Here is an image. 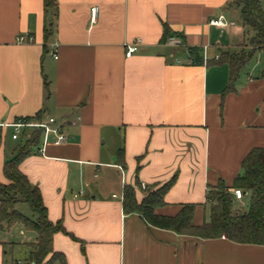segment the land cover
I'll return each mask as SVG.
<instances>
[{
    "label": "crops",
    "instance_id": "1",
    "mask_svg": "<svg viewBox=\"0 0 264 264\" xmlns=\"http://www.w3.org/2000/svg\"><path fill=\"white\" fill-rule=\"evenodd\" d=\"M233 1L57 0L45 15L42 0H0V182L21 141L6 124L60 115L66 141L43 155L33 149L19 168L48 218L77 239L53 237L66 264H264V245L181 234L122 209L124 185L137 179L139 202L173 178L154 212L173 216L192 204L200 225L209 219L207 190L220 179L230 186L246 154L264 148V64L248 61L222 95L229 67L213 62L250 37ZM218 15L233 24L209 25ZM163 24L173 35L165 42ZM133 42L138 50L126 57ZM30 242L0 237V264L19 260L12 253L22 245L28 254Z\"/></svg>",
    "mask_w": 264,
    "mask_h": 264
},
{
    "label": "trees",
    "instance_id": "2",
    "mask_svg": "<svg viewBox=\"0 0 264 264\" xmlns=\"http://www.w3.org/2000/svg\"><path fill=\"white\" fill-rule=\"evenodd\" d=\"M240 8V18L244 27L252 31L249 37L251 48L239 55L222 52L215 64L226 63L229 67L228 83L222 95L234 91L235 82L240 70L252 58L257 50H264V12L260 0H234ZM43 10L47 15L56 11L57 0H42ZM51 22L44 28V41L50 34ZM50 31V32H49ZM173 35L166 24H163L161 42ZM193 50V48H190ZM45 51V50H44ZM198 61H201L199 59ZM264 75V71L262 73ZM27 121H39L36 117H25ZM40 139V129H33L30 136L21 138L11 157L3 163L2 174L5 183L0 182V230L9 229L19 223L27 231H32L35 238L28 244L27 263L32 264H66L64 254L54 249L53 237L62 233L77 240L63 226L60 219L51 221L47 215L41 193L36 185H32L20 170V163L31 154ZM117 163L124 164L123 149L116 153ZM173 178L148 190L137 202L134 195L135 184L124 185L122 190V209L124 213H138L148 224L167 228L175 232L202 238L225 236L237 243L264 245V148H252L241 161V172L236 175L230 186L220 179L207 190L206 203L209 205V219L200 225L192 222L194 205L186 204L173 216L156 214L154 209L163 205V195L172 185ZM238 188L248 194V208L234 211V196L229 188ZM25 203L31 217L18 210V204ZM5 253V251H4Z\"/></svg>",
    "mask_w": 264,
    "mask_h": 264
},
{
    "label": "built area",
    "instance_id": "3",
    "mask_svg": "<svg viewBox=\"0 0 264 264\" xmlns=\"http://www.w3.org/2000/svg\"><path fill=\"white\" fill-rule=\"evenodd\" d=\"M97 7L91 8V14L94 19L96 14ZM208 24L211 26H216L219 28H225L233 24V22L227 21L223 15H218L212 17L208 20ZM17 42H29L31 41V36L19 35L16 37ZM56 43L54 44V47ZM138 42L126 43L125 56H131L135 51L138 50ZM53 57L56 58V55L53 54ZM218 57H216L217 59ZM12 128V139H21L27 138L30 136V133L33 129H40V139L38 144L34 147L36 153L43 155L45 153V148L48 144L52 145H61L67 139V133L65 130V124L62 122L57 123L56 119L50 117L46 120L39 121H27L24 118L17 119L12 123L6 124ZM231 193L234 196V199L241 200L244 197V193L241 189L233 188ZM4 264H25L22 260H12L5 262ZM32 264V263H26Z\"/></svg>",
    "mask_w": 264,
    "mask_h": 264
},
{
    "label": "rangeland",
    "instance_id": "4",
    "mask_svg": "<svg viewBox=\"0 0 264 264\" xmlns=\"http://www.w3.org/2000/svg\"><path fill=\"white\" fill-rule=\"evenodd\" d=\"M261 3H262L261 6L264 10V0H261ZM248 31H249V34L251 36L252 31L251 30H248ZM247 39L245 42L240 44L236 49L228 50L227 52L229 54H232V55H239V53H241L243 51H248L251 48V45L249 43V39L248 40ZM257 62H261V64H264V52H262L260 54H258V53L254 54L252 56V58L249 60L248 64L251 65V64H255ZM52 114L55 116L57 123L61 122L60 121V119H61L60 115H57L56 113H52ZM103 160H106V159H103ZM87 169H89V168H87ZM88 181L90 183H93L95 181H98V179L93 178L91 176V174H89L88 175ZM2 183H5V182H2ZM105 192H106V190H105ZM112 192L115 194H118V191L116 188L109 190V193H112ZM247 208H248V201L246 200L243 202V198L241 200H236L234 202V205H233L234 211H241L243 209L246 210ZM18 210L23 212V214L31 217V213L28 209V206L25 203H19L18 204ZM0 237L5 239V240H8L10 242L28 243V242L33 240L34 233L32 231H27L21 224L16 223V224L12 225L9 229L0 230ZM6 247L9 248V247H11V245L8 243ZM12 256L15 259H19L22 261L25 260L26 261L25 264H26L27 263V260H26L27 259V248H26V246L22 245V246L18 247L17 249H15L12 253ZM9 257H10V255H8V258Z\"/></svg>",
    "mask_w": 264,
    "mask_h": 264
}]
</instances>
